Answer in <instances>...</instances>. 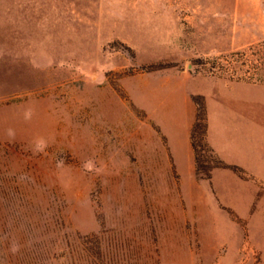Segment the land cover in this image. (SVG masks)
<instances>
[{
  "label": "rangeland",
  "instance_id": "obj_1",
  "mask_svg": "<svg viewBox=\"0 0 264 264\" xmlns=\"http://www.w3.org/2000/svg\"><path fill=\"white\" fill-rule=\"evenodd\" d=\"M262 40L264 0H0V264H264V83L196 64Z\"/></svg>",
  "mask_w": 264,
  "mask_h": 264
},
{
  "label": "trees",
  "instance_id": "obj_2",
  "mask_svg": "<svg viewBox=\"0 0 264 264\" xmlns=\"http://www.w3.org/2000/svg\"><path fill=\"white\" fill-rule=\"evenodd\" d=\"M196 64L213 75L229 74L231 80H249L264 83V40L243 50L211 58H198ZM198 111L191 130V141L197 151L196 139H206L208 131L207 110L204 102L197 101Z\"/></svg>",
  "mask_w": 264,
  "mask_h": 264
},
{
  "label": "crops",
  "instance_id": "obj_3",
  "mask_svg": "<svg viewBox=\"0 0 264 264\" xmlns=\"http://www.w3.org/2000/svg\"><path fill=\"white\" fill-rule=\"evenodd\" d=\"M160 82H163V83H168V82H171L169 81L168 79H165L164 80H159ZM144 86V85H142ZM137 103L138 101L136 99H134ZM139 104V103H138ZM140 105L144 106L145 103L143 101L140 102ZM207 105H208V112H209V118H208V139L212 142V144L214 145V147H216V149L218 151L221 152H224L222 151L217 145L216 143L214 142L213 140V130H212V118H211V112H210V98L208 97L207 98ZM153 120L154 122L161 128V130L163 131V133L168 137V141L170 142V139H171V136L170 134L163 128L162 124L160 123L158 117L156 114L153 115ZM194 122V116L192 115L191 113V117H190V121L188 122V126H187V139H188V151H189V137L191 138V130H192V124ZM191 145H192V141H191ZM173 151V150H172ZM174 154V152H173ZM189 155H190V152H189ZM175 156V154H174ZM176 157V156H175Z\"/></svg>",
  "mask_w": 264,
  "mask_h": 264
}]
</instances>
